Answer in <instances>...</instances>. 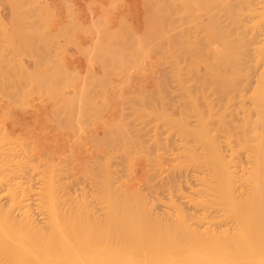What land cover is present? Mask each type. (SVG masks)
<instances>
[{
    "label": "bare ground",
    "instance_id": "obj_1",
    "mask_svg": "<svg viewBox=\"0 0 264 264\" xmlns=\"http://www.w3.org/2000/svg\"><path fill=\"white\" fill-rule=\"evenodd\" d=\"M172 3V40L177 44L181 35L178 44H184L183 54L197 78L211 71V58L218 57L223 76L229 78L218 85L215 101L222 119L234 111V128L228 131L235 135L230 146L238 169L228 176L234 183L237 177L242 180L237 193L230 202H219L213 193L219 156L209 159L190 148L189 139L203 129L200 115L195 124L181 125L177 140L166 143L169 158L189 163L166 183L148 184L152 199L105 167L83 180L66 173L49 150L32 151L28 142L5 132L10 128H2L0 264H264V109L250 94L264 87V58H253L264 47V0ZM217 27L229 32L223 29L227 41L222 45ZM235 41L245 43L243 59L220 57L234 52ZM242 66L247 73L234 81L231 74L243 71ZM200 91L197 83L187 92L194 106L200 103ZM244 197L248 203L243 210L238 199Z\"/></svg>",
    "mask_w": 264,
    "mask_h": 264
},
{
    "label": "rangeland",
    "instance_id": "obj_2",
    "mask_svg": "<svg viewBox=\"0 0 264 264\" xmlns=\"http://www.w3.org/2000/svg\"><path fill=\"white\" fill-rule=\"evenodd\" d=\"M173 16L172 0H0V130L13 129L5 132L32 151L41 147L81 180L108 168L152 199L148 184L166 183L189 163L169 158L166 143L200 115L202 134L189 139L190 148L209 159L219 156L213 193L219 202L231 200L242 181L231 179L237 168L230 146L235 135L228 131L234 111L222 119L215 101L218 85L229 78L219 57L197 78L178 44L180 34L173 43ZM223 29H216L221 45L227 41ZM241 45L235 41L229 57L219 56L243 59ZM253 58H264V47ZM245 69L232 73L233 80ZM197 83L202 91L194 106L187 92ZM250 94L264 109V87ZM244 200L238 199L243 210Z\"/></svg>",
    "mask_w": 264,
    "mask_h": 264
}]
</instances>
